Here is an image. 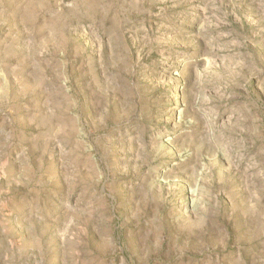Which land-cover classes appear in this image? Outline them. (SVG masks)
Masks as SVG:
<instances>
[{
  "label": "rangeland",
  "instance_id": "374dc122",
  "mask_svg": "<svg viewBox=\"0 0 264 264\" xmlns=\"http://www.w3.org/2000/svg\"><path fill=\"white\" fill-rule=\"evenodd\" d=\"M0 264H264V0H0Z\"/></svg>",
  "mask_w": 264,
  "mask_h": 264
}]
</instances>
